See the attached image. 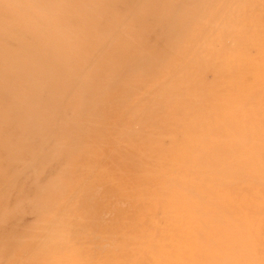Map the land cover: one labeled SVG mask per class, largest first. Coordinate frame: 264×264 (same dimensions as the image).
<instances>
[{"label": "bare ground", "instance_id": "1", "mask_svg": "<svg viewBox=\"0 0 264 264\" xmlns=\"http://www.w3.org/2000/svg\"><path fill=\"white\" fill-rule=\"evenodd\" d=\"M86 2L0 0V264H264V0Z\"/></svg>", "mask_w": 264, "mask_h": 264}, {"label": "rangeland", "instance_id": "2", "mask_svg": "<svg viewBox=\"0 0 264 264\" xmlns=\"http://www.w3.org/2000/svg\"><path fill=\"white\" fill-rule=\"evenodd\" d=\"M40 6V4L38 5ZM35 7L34 10L38 13L39 17L41 18V22H46L49 20V16L48 14L45 12V11H40V7ZM66 6L67 7H76L78 8L81 12H88L91 11V10H96L97 8L96 7H91L87 4L86 0H80V2H78V5L75 4V3H72V0H67V3H66ZM13 11V10H11ZM15 14V19L13 20L14 23L16 24H21L25 21V9H22V8H19L17 9L16 11L13 12ZM133 20V19H132ZM177 20V11L173 12L172 14L168 15L167 17H165V20L163 21V26L161 28H158L157 31L160 33L159 35H161L165 28L167 29L169 25H173L174 22H176ZM7 21L4 20V17L0 16V24L3 26V24L5 25ZM145 23L150 25V26H154V18L152 15H147L145 17ZM2 26L0 28V34H3V36L5 37H11V34L9 32H6L4 30H2ZM61 37H62V40L66 43V47L69 48L70 44H71V38H70V35H67V33L64 31L62 34H61ZM124 37H119L117 38V40H123ZM19 52L21 53V55H31L32 54V51L29 50L28 48H21L19 50ZM24 53V54H23ZM70 52H65V56H70L71 53L69 54ZM143 53H144V50L143 48L141 47L140 43H135L134 45V50H133V55L132 57L134 59H140L141 57L143 58ZM50 54V52H49ZM76 61H81L83 59V55L82 54H78L76 57H75ZM74 59V60H75ZM55 60V58L53 57L52 59L51 58H48L47 57V61L48 62H53ZM33 64L35 66H38L36 65L37 63L36 62H33ZM1 71V69H0ZM90 71H88L86 73V76L90 77ZM117 75V71L116 70H109L107 75H106V81L105 82H100L97 84V88L101 91L103 89H105L106 91L110 89V81ZM9 122V121H7ZM4 132V133H3ZM10 133H14L16 135V137H20L22 134H27V135H31V131L30 130H20V129H13L8 123L4 125V127L2 128V133L0 134V145H5L7 143L6 141V138H7V135L10 134ZM54 132L53 130H48L45 132V134L47 135H52ZM15 147L17 148V150H20L21 149V146L20 144H15ZM1 154H0V170L1 171H4L7 169V166H8V162L5 158V155H2L4 154V150L1 149L0 150ZM27 158V157H26ZM24 158V159H26ZM28 161H30V159H28ZM100 175H101V172L100 170H98L94 177H95V181H99L100 179ZM70 204L68 202H66L64 204V207L62 209V213H63V217H64V220H65V224H66V227L67 228H72L73 227V220L72 218L70 217L69 215V211H70Z\"/></svg>", "mask_w": 264, "mask_h": 264}]
</instances>
